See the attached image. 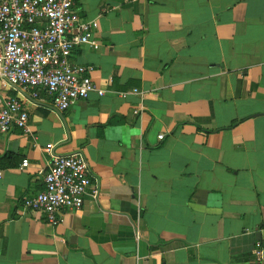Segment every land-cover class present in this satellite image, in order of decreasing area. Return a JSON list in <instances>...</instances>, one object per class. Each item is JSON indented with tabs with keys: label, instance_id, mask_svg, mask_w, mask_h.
Wrapping results in <instances>:
<instances>
[{
	"label": "crops",
	"instance_id": "1",
	"mask_svg": "<svg viewBox=\"0 0 264 264\" xmlns=\"http://www.w3.org/2000/svg\"><path fill=\"white\" fill-rule=\"evenodd\" d=\"M72 3L97 26L70 59L104 92L57 110L0 82L30 129L0 133V264H264V0ZM73 152L82 205L23 212Z\"/></svg>",
	"mask_w": 264,
	"mask_h": 264
},
{
	"label": "built area",
	"instance_id": "2",
	"mask_svg": "<svg viewBox=\"0 0 264 264\" xmlns=\"http://www.w3.org/2000/svg\"><path fill=\"white\" fill-rule=\"evenodd\" d=\"M96 26V20L78 15L72 0H0V82L29 89L33 98L41 89L57 110L91 91L101 95L104 90L89 76L91 66L70 59L71 51L86 43ZM13 128L28 133V113L19 99L0 94V133ZM26 164L23 158L19 166ZM89 183L81 153L52 155L43 171L42 188L21 197L22 210L42 213L56 223L64 209L82 205Z\"/></svg>",
	"mask_w": 264,
	"mask_h": 264
}]
</instances>
